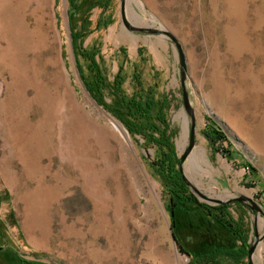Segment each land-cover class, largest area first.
I'll return each instance as SVG.
<instances>
[{"label":"rangeland","instance_id":"374dc122","mask_svg":"<svg viewBox=\"0 0 264 264\" xmlns=\"http://www.w3.org/2000/svg\"><path fill=\"white\" fill-rule=\"evenodd\" d=\"M120 2L46 0L42 20L26 11L34 38L24 68L15 67L18 83L8 87L0 74V264H190L238 245L197 204L175 197L156 146L120 120L134 123L129 105L139 102L149 133L160 137L166 123L177 160L186 149L176 48L164 34L126 29ZM126 17L180 43L194 149L205 151L183 171L200 193L229 202L189 191L198 203L228 205L250 245L264 234V0H131ZM96 69L105 107L81 78L92 81ZM252 264H264V239Z\"/></svg>","mask_w":264,"mask_h":264},{"label":"trees","instance_id":"16d2710c","mask_svg":"<svg viewBox=\"0 0 264 264\" xmlns=\"http://www.w3.org/2000/svg\"><path fill=\"white\" fill-rule=\"evenodd\" d=\"M94 67L96 68V63L93 61ZM82 81L92 97V99L100 106H107L104 102L102 91H103V78L102 73L96 69L94 79L92 81L86 76L82 75ZM131 116L134 118V123H131L125 119H120L123 124L127 126L130 132L146 136L148 141H150L157 148L156 153V167L158 172L162 175V179L165 181L167 186L176 189L181 196H176L189 203H195L200 208H202L208 216L216 223L226 234H228L233 242L238 244L235 248L228 247H212L207 253L203 255H198L191 260L190 264H246L248 245V228L243 220L240 218V222L233 220L232 217L227 212L228 205H219L217 207H210L205 204L198 203L196 197L190 193L189 188L182 181L181 175L178 171L179 160L173 154L172 145L168 141V128L166 123L165 130L160 132V137L156 138L151 133L147 127L142 125V121L146 117L145 108L141 103L135 102L133 106L129 105ZM166 122V121H164ZM25 264H37L36 262H25Z\"/></svg>","mask_w":264,"mask_h":264},{"label":"bare ground","instance_id":"6f19581e","mask_svg":"<svg viewBox=\"0 0 264 264\" xmlns=\"http://www.w3.org/2000/svg\"><path fill=\"white\" fill-rule=\"evenodd\" d=\"M130 2L131 0H125V4L127 6ZM45 5L46 0H0V74H3L5 72L8 73V80L6 82L8 87L11 85L13 86L15 82L18 83V81H16V78L14 77L15 73H18L16 72V68L17 70H19L20 68H24V61L27 57V52L29 51L27 50V48L30 47H28L29 43H32V37L34 38V31H32L33 29L31 30L30 25L25 21V17L27 16L26 11L29 6L32 7V11H38V13L40 14L39 19L42 20L44 18ZM6 109L7 108H5L4 110ZM12 115V117H14V114ZM114 128L116 130H121V128L117 124L114 125ZM187 134L188 128L187 123H185L184 133L182 135L183 140L187 138ZM182 147L183 143H181V148ZM204 154L205 151L201 146L195 149L193 148L184 164L185 171L190 168V171L192 172L194 167L196 168V166L198 165V161L203 159ZM187 175L189 182L192 184L194 181L193 178L191 177V175H189V173H187Z\"/></svg>","mask_w":264,"mask_h":264},{"label":"water","instance_id":"95a60500","mask_svg":"<svg viewBox=\"0 0 264 264\" xmlns=\"http://www.w3.org/2000/svg\"><path fill=\"white\" fill-rule=\"evenodd\" d=\"M120 17H121V22L123 26L128 29L131 32H138V33H149V34H164L166 35L170 41L174 44L177 55H178V64H179V72H180V82H181V88H182V101H183V109L186 112V114L189 117L190 120V125H189V138H188V143L186 146V149L184 150L183 154L179 157V165H178V171L181 175L182 181L185 183V185L193 191V193L207 201V202H212L215 204H225L228 203L229 201H220V200H215L212 199L211 197H208L206 195H203L200 193L196 187H194L186 178L184 171H183V164L187 160L188 156L190 155L191 151L195 147V119H194V111H193V105L192 101L189 97V94L186 90L185 87V81H186V75H187V64H186V59L184 56V53L182 51L181 45L178 42V40L170 33L164 31V30H159V29H150V28H141L137 27L134 25H131L126 17V4L124 0H121L120 2ZM237 202H242L244 204H247L251 211L253 212H258L260 213L261 210L260 208L251 200L240 197L235 199ZM173 237V236H172ZM174 239V237H173ZM264 239V234L263 235H258L257 233L254 234V240L253 242L249 245L248 251H247V264H252V258L254 256V253L256 251V248L260 241Z\"/></svg>","mask_w":264,"mask_h":264}]
</instances>
